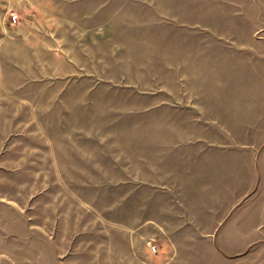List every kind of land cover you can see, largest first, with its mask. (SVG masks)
I'll use <instances>...</instances> for the list:
<instances>
[{
	"label": "rangeland",
	"instance_id": "1",
	"mask_svg": "<svg viewBox=\"0 0 264 264\" xmlns=\"http://www.w3.org/2000/svg\"><path fill=\"white\" fill-rule=\"evenodd\" d=\"M173 146H191V0H0V264L158 255L138 225Z\"/></svg>",
	"mask_w": 264,
	"mask_h": 264
},
{
	"label": "crops",
	"instance_id": "2",
	"mask_svg": "<svg viewBox=\"0 0 264 264\" xmlns=\"http://www.w3.org/2000/svg\"><path fill=\"white\" fill-rule=\"evenodd\" d=\"M260 1L191 0V146H173L166 156L162 170L169 177L156 179L157 205L138 225L161 241V252L152 256L143 243L125 242L131 253L140 247L147 254L148 261L131 254L138 263L167 264L181 245L188 264H264L262 251L248 258L264 242ZM153 211L160 217L155 231L145 228Z\"/></svg>",
	"mask_w": 264,
	"mask_h": 264
},
{
	"label": "built area",
	"instance_id": "3",
	"mask_svg": "<svg viewBox=\"0 0 264 264\" xmlns=\"http://www.w3.org/2000/svg\"><path fill=\"white\" fill-rule=\"evenodd\" d=\"M152 250L155 251V252L158 250V248L156 247V245L152 244Z\"/></svg>",
	"mask_w": 264,
	"mask_h": 264
}]
</instances>
